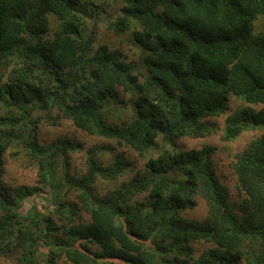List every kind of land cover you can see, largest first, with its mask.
Instances as JSON below:
<instances>
[{
	"label": "trees",
	"instance_id": "1",
	"mask_svg": "<svg viewBox=\"0 0 264 264\" xmlns=\"http://www.w3.org/2000/svg\"><path fill=\"white\" fill-rule=\"evenodd\" d=\"M80 4L0 0V101L11 107L8 115H0V172L3 155L19 139L32 154L44 156L42 182L67 222L63 237L51 242L49 263L56 255L72 264H264V31L253 29L264 15V0H125L110 27L121 34L139 25L134 33L142 50L138 65L117 50L103 47L90 53L92 36L82 34L85 12ZM51 14L59 26L45 39ZM118 87L136 97L131 119L114 124L107 121V109L119 99ZM227 93L245 106L227 118L224 137L233 140L244 130H263L236 154L233 170L245 193L238 205L216 172L214 147L177 144L181 137L213 131L214 125L203 119L228 110ZM257 104L261 108L255 109ZM54 106L78 128L142 155L157 147L158 138L168 146L148 159L146 175L105 197L95 193L92 183L98 176H119L127 164L118 158L99 165L100 148L87 149V172L79 179L67 177L77 202L63 201L56 158L81 145L67 139L47 148L37 144L34 108L52 111ZM24 124L23 136L13 131ZM2 188L0 253L22 246L19 264H43L39 241L58 229L40 233L47 217L40 218L35 206L34 213L22 216L19 200ZM143 192L148 193L145 199L136 200ZM197 195L208 205L202 221L179 214L196 205ZM82 209L89 220L82 221ZM24 219L30 225L23 227ZM17 230L21 234L14 246L2 247ZM152 234L159 243L150 242ZM200 240L212 246L195 258L192 243Z\"/></svg>",
	"mask_w": 264,
	"mask_h": 264
},
{
	"label": "rangeland",
	"instance_id": "2",
	"mask_svg": "<svg viewBox=\"0 0 264 264\" xmlns=\"http://www.w3.org/2000/svg\"><path fill=\"white\" fill-rule=\"evenodd\" d=\"M125 0H81L82 11L85 12L82 34L92 36L91 52L94 53L100 48H108L117 50L132 65H138L141 56L140 44L135 41L134 33L139 25L134 23L133 27L126 29L121 34H117L111 29V21L117 20L121 15L120 9L124 5ZM50 30L44 35V38H52L55 30L59 26V20L54 14L49 15ZM255 33L264 31V15L258 16L253 22ZM119 89V99L109 104L107 121L114 124H121L129 121L133 115L131 100L136 97L131 93H126ZM223 99L229 105L228 110L219 116L207 117L203 119L214 125V129L209 134L202 137H181L177 140L178 146L182 148H201L204 145L214 147L212 153V161L214 163L217 174L221 181L228 187L230 192V200L236 205L245 197V193L240 188L237 176L233 170L236 161V154L246 148V146L255 138L263 133L262 129H249L242 131L235 139L230 140L224 137V129L227 118L235 111L243 108L245 103L242 99L233 94H223ZM222 96V97H223ZM9 102L0 101V115H8L11 107ZM192 106V105H191ZM255 109L261 108V104L253 105ZM193 109H195L192 106ZM14 112L16 113L17 111ZM32 118L36 122L34 132L35 140L42 148H47L54 144L61 143L67 139L75 145H81L79 149L68 150L59 159L56 158L57 172L56 175L63 183L62 200L67 202H77V191L71 188L67 183L68 176L72 179H79L88 170L87 149L94 147L100 148L96 156L99 165L107 166L122 158L127 164L124 173L115 178H104L98 176L92 183L95 193L99 197H105L110 191L117 189L121 184L128 182L135 176H144L147 173L146 162L150 157H156L163 147L161 139H157V147L149 150L146 154H140L132 147L127 145H119L114 139L90 134L85 130L78 128L72 119L65 117L58 106H54L52 111H46L41 107L34 108ZM22 127V128H21ZM14 126L13 131L23 136L27 131V125ZM44 156H42L43 158ZM30 152L27 144L22 139L13 142L5 154L3 155V168L0 172V186L11 193L15 200H19L22 205L20 214L25 216L31 212L34 213L33 206L36 207L40 218L44 215L48 220H44L41 225L42 231L48 229H58L55 234L50 232L43 236L40 241L39 256L43 259V264H72L65 256L58 257L54 255L49 263V252L52 254V247L57 239L63 237L61 234L63 225L67 222L62 219L56 205L52 203L51 190L47 183H43L41 179V159ZM34 189V190H33ZM37 190V191H35ZM30 191H32L30 193ZM147 192L138 194L135 199L144 200ZM196 205L192 208L179 210V214L192 220L202 221L208 214V205L204 197L197 195ZM82 221L89 220V214L82 209L79 211ZM4 211L0 208V224L4 217ZM44 218V217H43ZM23 227L30 225L29 221H22ZM1 230V226H0ZM21 230L15 231L13 237H10L8 243L14 246L18 241V235ZM1 232V231H0ZM1 242V241H0ZM152 244L159 243L160 240L156 235L152 234ZM194 249V257L197 258L204 250L211 247L212 244L206 241H195L192 243ZM96 247V246H93ZM22 246H17L12 252L0 253V264H19V259L23 254ZM51 256V255H50Z\"/></svg>",
	"mask_w": 264,
	"mask_h": 264
},
{
	"label": "water",
	"instance_id": "3",
	"mask_svg": "<svg viewBox=\"0 0 264 264\" xmlns=\"http://www.w3.org/2000/svg\"><path fill=\"white\" fill-rule=\"evenodd\" d=\"M170 52H171L170 50H169V51H167V54H168V53H170ZM40 233H41V229H40Z\"/></svg>",
	"mask_w": 264,
	"mask_h": 264
},
{
	"label": "clouds",
	"instance_id": "4",
	"mask_svg": "<svg viewBox=\"0 0 264 264\" xmlns=\"http://www.w3.org/2000/svg\"><path fill=\"white\" fill-rule=\"evenodd\" d=\"M43 224V223H42ZM41 229V228H40ZM41 232H42V229H41Z\"/></svg>",
	"mask_w": 264,
	"mask_h": 264
}]
</instances>
